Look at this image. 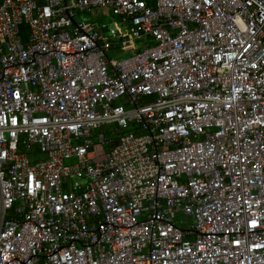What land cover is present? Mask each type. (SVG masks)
I'll list each match as a JSON object with an SVG mask.
<instances>
[{"label":"built area","instance_id":"built-area-1","mask_svg":"<svg viewBox=\"0 0 264 264\" xmlns=\"http://www.w3.org/2000/svg\"><path fill=\"white\" fill-rule=\"evenodd\" d=\"M0 264H264V0H0Z\"/></svg>","mask_w":264,"mask_h":264},{"label":"rangeland","instance_id":"rangeland-1","mask_svg":"<svg viewBox=\"0 0 264 264\" xmlns=\"http://www.w3.org/2000/svg\"><path fill=\"white\" fill-rule=\"evenodd\" d=\"M96 11L101 14L97 18V20L102 25H105V24L111 25L112 24V25H115L117 28H120L123 25L122 22L119 20V18L111 16L108 10H96ZM75 19H76V21H81V20L91 21L92 17L89 13H81V14L76 15ZM144 43H146L145 39L137 41L129 49H134V50L136 49L137 50V49L141 48V46H143ZM119 52H122V50L118 51L117 53H119ZM112 127L114 128V126H112ZM105 135H106L108 141H110V140H114L117 137H119L121 135V133L114 132L112 134H109V132L105 131ZM94 143H98L96 138H94ZM108 147H109V145H102L101 148L106 151L108 149ZM191 221H192L191 218H187L188 224L191 223Z\"/></svg>","mask_w":264,"mask_h":264},{"label":"crops","instance_id":"crops-1","mask_svg":"<svg viewBox=\"0 0 264 264\" xmlns=\"http://www.w3.org/2000/svg\"><path fill=\"white\" fill-rule=\"evenodd\" d=\"M136 50V49H135ZM121 51V50H120ZM130 53V52H129ZM128 52H123V50H122V52H119V55H128L129 54Z\"/></svg>","mask_w":264,"mask_h":264}]
</instances>
